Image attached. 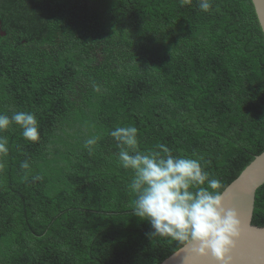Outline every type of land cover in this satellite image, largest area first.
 Segmentation results:
<instances>
[{"label":"trees","instance_id":"obj_1","mask_svg":"<svg viewBox=\"0 0 264 264\" xmlns=\"http://www.w3.org/2000/svg\"><path fill=\"white\" fill-rule=\"evenodd\" d=\"M211 2L0 0V112H34L40 131L4 133L0 264H161L181 248L149 241L133 217L131 173L107 134L118 124L138 129L142 151L195 153L222 193L264 152L252 0ZM252 223L264 227V185Z\"/></svg>","mask_w":264,"mask_h":264},{"label":"clouds","instance_id":"obj_2","mask_svg":"<svg viewBox=\"0 0 264 264\" xmlns=\"http://www.w3.org/2000/svg\"><path fill=\"white\" fill-rule=\"evenodd\" d=\"M198 7L208 12L212 2L198 0ZM93 88L100 91L98 85ZM13 125L20 129L25 141L40 140L34 112H0V168L9 153V140L4 133ZM107 134L116 142L119 165L131 173L127 189L135 197L132 215L148 226L145 237L149 241L173 240L181 247L191 246L197 257L211 258L212 264H230L228 255L242 237L241 223L236 210L225 205L222 183L205 170L202 158L195 153L192 157L174 155L163 143L142 151L138 129L132 125L118 124ZM98 140L99 137L86 139L84 147L91 151ZM20 167L28 169L30 165L24 161Z\"/></svg>","mask_w":264,"mask_h":264},{"label":"water","instance_id":"obj_3","mask_svg":"<svg viewBox=\"0 0 264 264\" xmlns=\"http://www.w3.org/2000/svg\"><path fill=\"white\" fill-rule=\"evenodd\" d=\"M264 34V0H252ZM264 185V152L245 168L224 191V203L236 210L242 237L229 253L230 264H264V227L253 225L257 190ZM212 264L211 258L193 255L192 247H181L161 264Z\"/></svg>","mask_w":264,"mask_h":264}]
</instances>
